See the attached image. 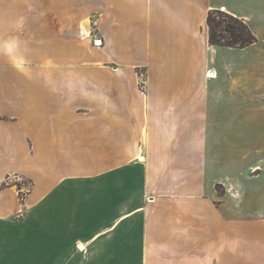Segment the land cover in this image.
Returning a JSON list of instances; mask_svg holds the SVG:
<instances>
[{"label":"crops","instance_id":"crops-1","mask_svg":"<svg viewBox=\"0 0 264 264\" xmlns=\"http://www.w3.org/2000/svg\"><path fill=\"white\" fill-rule=\"evenodd\" d=\"M14 1L0 0L1 45L8 18L52 12L70 50L56 60L76 62L78 43L101 70L56 69V158L92 163L56 168L69 177L38 185L19 222L0 190V264H264V241L236 237L264 236V210L205 197L208 144L246 90L238 49L211 45L207 19L222 11L256 32L264 0ZM42 25L18 29L32 44Z\"/></svg>","mask_w":264,"mask_h":264},{"label":"rangeland","instance_id":"rangeland-1","mask_svg":"<svg viewBox=\"0 0 264 264\" xmlns=\"http://www.w3.org/2000/svg\"><path fill=\"white\" fill-rule=\"evenodd\" d=\"M51 1L43 0L45 5ZM14 6L26 3L15 0ZM10 19L6 25L13 29L8 31L10 39L0 44V190L12 189L16 196L19 212L10 218L15 223L24 218L23 205L38 185L56 180L62 183L69 177L63 173L56 176V168L70 170L72 162L79 163L77 168L92 163L80 158H56V69L87 67L97 72L101 63L78 43L71 47L79 55L76 62L56 60V52L70 51L56 31V13L17 14ZM97 19L92 17L95 30ZM22 21L43 23L39 38L29 40L32 44L26 43V30L18 29ZM253 33L257 42L245 52L238 49L236 54L238 70L244 73L242 80L238 75L237 85L246 89L238 92L237 98L243 100L244 96L245 102H238L236 109L228 112L229 117L218 127L217 143L208 144L210 175L205 197L221 202L235 199L243 210L257 213L264 210V29ZM236 237L264 241L261 232L251 229L238 230ZM260 260V255L253 254V264Z\"/></svg>","mask_w":264,"mask_h":264},{"label":"trees","instance_id":"trees-1","mask_svg":"<svg viewBox=\"0 0 264 264\" xmlns=\"http://www.w3.org/2000/svg\"><path fill=\"white\" fill-rule=\"evenodd\" d=\"M217 16H220L219 20ZM207 25L213 46L245 49L257 42L249 25L228 13L218 10L210 12Z\"/></svg>","mask_w":264,"mask_h":264},{"label":"bare ground","instance_id":"bare-ground-1","mask_svg":"<svg viewBox=\"0 0 264 264\" xmlns=\"http://www.w3.org/2000/svg\"><path fill=\"white\" fill-rule=\"evenodd\" d=\"M95 42H96V44H95ZM95 42H94V45H95V46H99V45H101V42H100V41H95ZM211 76H214V75L212 74ZM211 78H212V77H211Z\"/></svg>","mask_w":264,"mask_h":264},{"label":"built area","instance_id":"built-area-1","mask_svg":"<svg viewBox=\"0 0 264 264\" xmlns=\"http://www.w3.org/2000/svg\"><path fill=\"white\" fill-rule=\"evenodd\" d=\"M95 44H96V42H95ZM207 76H208V78H211V75L210 74H208Z\"/></svg>","mask_w":264,"mask_h":264}]
</instances>
